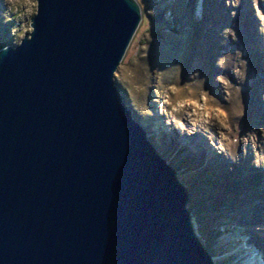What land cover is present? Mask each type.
Wrapping results in <instances>:
<instances>
[{"label":"water","instance_id":"obj_1","mask_svg":"<svg viewBox=\"0 0 264 264\" xmlns=\"http://www.w3.org/2000/svg\"><path fill=\"white\" fill-rule=\"evenodd\" d=\"M140 21L136 0H36L0 47V264H215L114 84Z\"/></svg>","mask_w":264,"mask_h":264},{"label":"rangeland","instance_id":"obj_2","mask_svg":"<svg viewBox=\"0 0 264 264\" xmlns=\"http://www.w3.org/2000/svg\"><path fill=\"white\" fill-rule=\"evenodd\" d=\"M136 1L141 21L114 84L184 186L214 263L255 252L264 264V0ZM1 4L0 47L15 46L36 0L4 16Z\"/></svg>","mask_w":264,"mask_h":264},{"label":"bare ground","instance_id":"obj_3","mask_svg":"<svg viewBox=\"0 0 264 264\" xmlns=\"http://www.w3.org/2000/svg\"><path fill=\"white\" fill-rule=\"evenodd\" d=\"M3 1V3H5V5H6V8L3 6V7H1L2 8V16H4L5 15V13L10 9V7L11 6H14L16 3H18L19 2V0H0V2H2ZM254 256H256V255H254ZM259 258V257H258ZM221 258H218V260H220ZM253 260H255L254 259V257L253 256H249V258H247V259H245L244 261H243V264H257L258 262H256V261H254L253 262Z\"/></svg>","mask_w":264,"mask_h":264}]
</instances>
